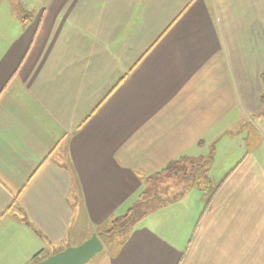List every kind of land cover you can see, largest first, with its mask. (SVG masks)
Listing matches in <instances>:
<instances>
[{
	"label": "crops",
	"instance_id": "crops-1",
	"mask_svg": "<svg viewBox=\"0 0 264 264\" xmlns=\"http://www.w3.org/2000/svg\"><path fill=\"white\" fill-rule=\"evenodd\" d=\"M18 4L0 0V264L80 245L210 155L207 185L86 264H264V160L224 135L264 113V0Z\"/></svg>",
	"mask_w": 264,
	"mask_h": 264
},
{
	"label": "rangeland",
	"instance_id": "rangeland-1",
	"mask_svg": "<svg viewBox=\"0 0 264 264\" xmlns=\"http://www.w3.org/2000/svg\"><path fill=\"white\" fill-rule=\"evenodd\" d=\"M13 8L14 12H18L19 14H21V8L18 4V0H13ZM250 118L251 120L249 121H252V124H250V122H246L244 125L240 126L241 123L236 120L235 126L231 128L232 130H235V133L232 134V132H227L224 135H227V138H234L236 141L243 142L247 145L257 143V150L255 151V155L261 160H264V113L262 115H254V119L252 117ZM242 131L243 134H241ZM231 143L234 144L235 142ZM193 170L195 171V168L191 164H177V166H175L174 168L172 167V169L164 171L160 176H152L149 179L147 186L143 188V192L141 193L140 198L136 203L137 208L140 209L139 211H150L155 206L163 204L165 195L168 194L167 192H170L172 194L186 192L187 190L184 187L183 183L184 180H181L179 176L177 177L173 174L189 175L192 174L191 171ZM105 225L106 226H103V228H107L109 226L107 224ZM110 228L112 227L109 226L108 229ZM113 238H117V236ZM101 239L103 241L106 238Z\"/></svg>",
	"mask_w": 264,
	"mask_h": 264
},
{
	"label": "trees",
	"instance_id": "trees-1",
	"mask_svg": "<svg viewBox=\"0 0 264 264\" xmlns=\"http://www.w3.org/2000/svg\"><path fill=\"white\" fill-rule=\"evenodd\" d=\"M261 78L264 83V70L261 73ZM261 98L264 103V92L262 93ZM211 162H212V155L206 158H202V159L200 158L199 160L182 156L172 161L159 174L161 175L164 171L172 169V167L174 168L175 166H177V164L178 165L191 164L195 168V171L194 170L191 171L192 174H189V175L188 174H184V175L173 174V175L177 177L179 176L181 180H184L183 183H184V187L186 188V190H189L190 188H193L194 186L203 187L207 185L205 181H207V174H208ZM139 210L140 209H138L137 205L135 204L133 207H131L128 210L126 214L112 218L109 222L106 223L112 228L108 229L109 226L107 228H103L102 226L98 232L99 236L103 239L106 238L103 241L107 242L115 236L127 234L131 230V228L149 212V211L140 212ZM45 258L47 257H44L42 259L37 258V255H36L34 257L32 264H36Z\"/></svg>",
	"mask_w": 264,
	"mask_h": 264
},
{
	"label": "water",
	"instance_id": "water-1",
	"mask_svg": "<svg viewBox=\"0 0 264 264\" xmlns=\"http://www.w3.org/2000/svg\"><path fill=\"white\" fill-rule=\"evenodd\" d=\"M103 249L102 240L94 233L80 245L67 247L36 264H86Z\"/></svg>",
	"mask_w": 264,
	"mask_h": 264
}]
</instances>
